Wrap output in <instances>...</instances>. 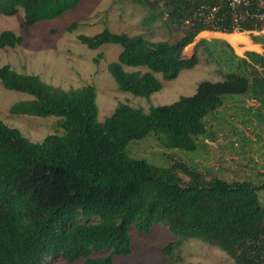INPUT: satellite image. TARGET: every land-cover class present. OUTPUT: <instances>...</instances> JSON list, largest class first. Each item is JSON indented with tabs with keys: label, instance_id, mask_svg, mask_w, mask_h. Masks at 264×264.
Listing matches in <instances>:
<instances>
[{
	"label": "trees",
	"instance_id": "1",
	"mask_svg": "<svg viewBox=\"0 0 264 264\" xmlns=\"http://www.w3.org/2000/svg\"><path fill=\"white\" fill-rule=\"evenodd\" d=\"M133 1L151 8L144 25L160 22L170 33L181 29L182 34L174 40H151L106 27L77 38L91 49L119 44L118 58L107 68L119 90L135 96L149 98L163 88L162 79H175L197 65L206 40L191 57L183 51L200 32L230 34L237 29L231 38L243 39L247 35L240 31L264 30L260 0H245L235 8L230 0ZM80 2L0 0V14L14 15L22 7L23 24L30 26L59 17ZM23 40L13 30H0V48ZM252 40L264 43V33ZM227 45L235 59L253 70L252 78L245 68L235 71L229 65L223 79L202 80L191 95L151 104L147 111L121 102L103 121L93 84L65 89L38 74L0 65L6 88L33 96L14 103L11 113L56 115L63 129L32 141L0 118V264H50L47 258L56 255L69 262L114 264L116 256L132 254V227L150 232L155 224L167 226L176 237L162 248L172 260H180L176 251L184 241L198 239L224 250L236 264H264V203L259 195L264 182L207 180L184 162L158 166L127 149L132 140L151 132L168 149H195L196 139L207 133L205 117L224 104L227 94H250L264 108V75L258 68H264V55L248 51L240 57ZM206 49L212 57L213 49ZM178 170L190 177L188 182L183 183ZM100 251L109 253L93 256Z\"/></svg>",
	"mask_w": 264,
	"mask_h": 264
},
{
	"label": "rangeland",
	"instance_id": "2",
	"mask_svg": "<svg viewBox=\"0 0 264 264\" xmlns=\"http://www.w3.org/2000/svg\"><path fill=\"white\" fill-rule=\"evenodd\" d=\"M150 11V7L133 0H81L75 8L61 16L30 26L23 24L25 12L22 7L14 15L0 14V30L10 29L24 38L15 47L0 48V65L10 64L18 71L38 74L45 82L65 89L93 84L97 91L98 118L103 121L121 102L147 111L151 104L171 103L182 95L193 94L202 80L223 79L230 66H236L235 71H243L245 66L233 57L227 42L239 56L246 57L250 50L262 52L260 46L251 43L252 36L262 34L264 30L240 31L247 35L243 39L231 38L238 34L237 29L230 34L204 30L183 51L186 57H191L196 52L197 44L206 40L200 45L199 62L193 68L183 69L177 78L171 80H164L158 74L163 88L153 92L149 98L121 91L107 68L109 62L118 58L121 46L105 44L91 49L79 42L77 35H93L106 27L130 35L143 34L151 40H174L182 34L181 29L170 33L160 22L144 25L143 18ZM73 23H77V26L69 30ZM206 47L213 49L212 57ZM95 58H98V62ZM258 68L262 70L261 66ZM244 71L252 78L253 70L246 67ZM32 98L29 93L6 88L0 80V118L9 126L18 128L32 141H42L54 132L62 133L56 115L44 117L11 113L14 103ZM224 100L219 109L205 117L207 133L196 139L195 149H168L151 132L129 143L127 149L130 155L158 166L184 162L199 170L207 180L220 177L229 181L250 180L256 185L263 183L264 108L247 93L227 94ZM178 172L183 183L189 181L187 174L181 170ZM259 195L264 203V189L260 190ZM131 236L132 254L129 257L116 256L114 264H236L224 250L198 239L183 242L176 251L180 260L170 259L162 248L176 237L163 224H155L150 232H139L132 227ZM108 253L100 251L93 253V256ZM47 260L50 264H82L84 261L69 262L59 255L49 256Z\"/></svg>",
	"mask_w": 264,
	"mask_h": 264
},
{
	"label": "crops",
	"instance_id": "3",
	"mask_svg": "<svg viewBox=\"0 0 264 264\" xmlns=\"http://www.w3.org/2000/svg\"><path fill=\"white\" fill-rule=\"evenodd\" d=\"M264 33V32H263ZM251 44H253V45H255V46H260V48L262 49V52H259L258 50H250V51H254V52H257V53H260V54H262V55H264V53H263V51H264V46L261 44V43H257V42H255L254 43V41L251 43ZM232 46V45H231ZM248 52V51H247ZM238 55V54H237ZM239 56V55H238ZM240 57H245V56H240ZM247 57V56H246ZM262 72H263V75H264V68L262 67V70H261Z\"/></svg>",
	"mask_w": 264,
	"mask_h": 264
},
{
	"label": "built area",
	"instance_id": "4",
	"mask_svg": "<svg viewBox=\"0 0 264 264\" xmlns=\"http://www.w3.org/2000/svg\"><path fill=\"white\" fill-rule=\"evenodd\" d=\"M245 0H230L229 3L231 5L232 8H235V6ZM261 2H263L264 0H260ZM261 18H264V13L261 14Z\"/></svg>",
	"mask_w": 264,
	"mask_h": 264
}]
</instances>
